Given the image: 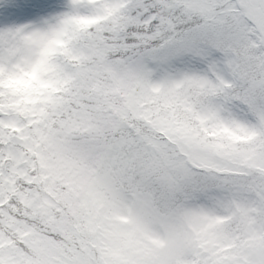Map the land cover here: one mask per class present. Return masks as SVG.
Listing matches in <instances>:
<instances>
[{
  "label": "snow or ice",
  "instance_id": "1",
  "mask_svg": "<svg viewBox=\"0 0 264 264\" xmlns=\"http://www.w3.org/2000/svg\"><path fill=\"white\" fill-rule=\"evenodd\" d=\"M0 264H264V0H0Z\"/></svg>",
  "mask_w": 264,
  "mask_h": 264
}]
</instances>
